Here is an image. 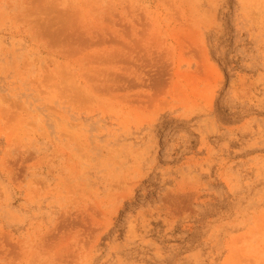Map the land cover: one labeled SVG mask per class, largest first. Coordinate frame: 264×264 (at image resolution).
<instances>
[{
    "label": "rangeland",
    "instance_id": "rangeland-1",
    "mask_svg": "<svg viewBox=\"0 0 264 264\" xmlns=\"http://www.w3.org/2000/svg\"><path fill=\"white\" fill-rule=\"evenodd\" d=\"M0 264H264V0H0Z\"/></svg>",
    "mask_w": 264,
    "mask_h": 264
}]
</instances>
